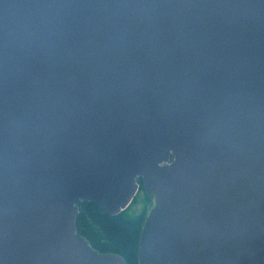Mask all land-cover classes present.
Listing matches in <instances>:
<instances>
[{"label": "water", "instance_id": "water-1", "mask_svg": "<svg viewBox=\"0 0 264 264\" xmlns=\"http://www.w3.org/2000/svg\"><path fill=\"white\" fill-rule=\"evenodd\" d=\"M140 179L139 264H264V0H0V264H127Z\"/></svg>", "mask_w": 264, "mask_h": 264}, {"label": "trees", "instance_id": "trees-1", "mask_svg": "<svg viewBox=\"0 0 264 264\" xmlns=\"http://www.w3.org/2000/svg\"><path fill=\"white\" fill-rule=\"evenodd\" d=\"M173 159V158H172ZM139 184L146 191L143 181ZM130 207L117 216H110L90 202H82L77 218L78 233L102 254L121 255L127 264H139L141 236L149 209L135 214Z\"/></svg>", "mask_w": 264, "mask_h": 264}, {"label": "rangeland", "instance_id": "rangeland-1", "mask_svg": "<svg viewBox=\"0 0 264 264\" xmlns=\"http://www.w3.org/2000/svg\"><path fill=\"white\" fill-rule=\"evenodd\" d=\"M152 200L147 191H140L138 196L134 199L132 203L131 210L135 214L141 213L144 209H149L148 215L152 209ZM154 207V206H153Z\"/></svg>", "mask_w": 264, "mask_h": 264}, {"label": "flooded vegetation", "instance_id": "flooded-vegetation-1", "mask_svg": "<svg viewBox=\"0 0 264 264\" xmlns=\"http://www.w3.org/2000/svg\"><path fill=\"white\" fill-rule=\"evenodd\" d=\"M140 191H141V192L143 191L141 185H140V189H139V191H138V193H137V196H138V194H139ZM137 196H136V197H137ZM150 198H151V200H152V202H153V203H152V208H153V206H154V198H153V196H151V195H150Z\"/></svg>", "mask_w": 264, "mask_h": 264}]
</instances>
